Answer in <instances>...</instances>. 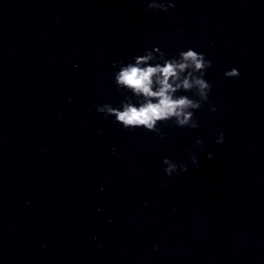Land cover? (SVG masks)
<instances>
[{"label": "water", "instance_id": "1", "mask_svg": "<svg viewBox=\"0 0 264 264\" xmlns=\"http://www.w3.org/2000/svg\"><path fill=\"white\" fill-rule=\"evenodd\" d=\"M148 2L0 0V264H264V0ZM153 46L212 61L198 128L96 111Z\"/></svg>", "mask_w": 264, "mask_h": 264}, {"label": "clouds", "instance_id": "2", "mask_svg": "<svg viewBox=\"0 0 264 264\" xmlns=\"http://www.w3.org/2000/svg\"><path fill=\"white\" fill-rule=\"evenodd\" d=\"M175 7L173 0H149L147 3L148 9L161 12ZM112 67L113 85L118 92L123 93V99L117 106L110 103L95 105L96 111L103 114L105 119H111L124 130L142 129L157 133L161 138L164 136L161 126L168 123L191 129L199 127L194 113L203 103L208 102L212 90L211 83L205 78L207 70L212 67V61L204 52L187 47L169 56L159 47L153 46L127 62L114 61ZM223 75L226 78H237L240 72L232 67ZM209 107L211 112L216 111L214 105ZM97 131L103 134L102 129ZM223 142L224 133L221 131L216 143ZM203 143L201 139L195 141L196 145ZM189 155L191 164L198 167L197 155ZM208 158H211L210 153ZM161 163L164 174L169 177L187 171V164L177 163L169 157H163Z\"/></svg>", "mask_w": 264, "mask_h": 264}]
</instances>
